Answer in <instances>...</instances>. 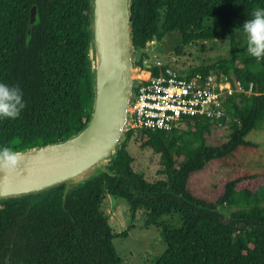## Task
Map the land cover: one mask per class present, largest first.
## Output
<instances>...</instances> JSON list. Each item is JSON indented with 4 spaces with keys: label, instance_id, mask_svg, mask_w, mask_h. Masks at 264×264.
<instances>
[{
    "label": "trees",
    "instance_id": "16d2710c",
    "mask_svg": "<svg viewBox=\"0 0 264 264\" xmlns=\"http://www.w3.org/2000/svg\"><path fill=\"white\" fill-rule=\"evenodd\" d=\"M91 3L0 0V81L19 85L27 104L19 118L0 120V146L20 152L64 141L86 127L95 95ZM257 7L264 0H132L133 45L141 53L173 33L183 47L233 39ZM32 8L36 21L30 25ZM141 54L136 65L147 57ZM199 72L246 87L253 83L254 92L229 101L222 126L187 119L181 123L186 128L169 132H126L109 173L65 198L60 186L0 201V264H122L113 240L127 233H112L102 211L106 195L125 200L133 216L145 210L146 226L162 229L166 251L153 264H264V186L252 189L264 180V168L252 170L242 161L259 148L246 137L264 126V61L240 58L231 41L228 59L189 70ZM220 127L229 134L214 145L210 140ZM135 135L141 148L160 156L164 179L149 182L135 171L127 149ZM213 163L225 173L215 201L192 189V178ZM220 207L230 211L228 217ZM175 215L178 227L161 222Z\"/></svg>",
    "mask_w": 264,
    "mask_h": 264
},
{
    "label": "water",
    "instance_id": "95a60500",
    "mask_svg": "<svg viewBox=\"0 0 264 264\" xmlns=\"http://www.w3.org/2000/svg\"><path fill=\"white\" fill-rule=\"evenodd\" d=\"M91 12L95 95L90 120L64 141L20 151L15 169H0V201L38 196L60 186H64L65 198L96 169L109 173L107 166L124 141L140 78L132 0H92ZM35 21L36 9L32 8L30 25Z\"/></svg>",
    "mask_w": 264,
    "mask_h": 264
},
{
    "label": "rangeland",
    "instance_id": "374dc122",
    "mask_svg": "<svg viewBox=\"0 0 264 264\" xmlns=\"http://www.w3.org/2000/svg\"><path fill=\"white\" fill-rule=\"evenodd\" d=\"M231 41H233L234 48L239 53L240 58L250 56L246 51V36L242 30H239L235 32L233 39L201 41L184 47L180 34L173 33L161 42H150L146 47V58L154 66L190 70L228 59L231 54ZM178 48L181 49L180 53L176 51ZM135 57L140 58V53L137 52ZM180 127L186 128L184 124ZM218 130L219 132L213 133L210 140L214 145L224 142L229 134L228 128ZM246 139L258 144L259 148L253 155H246L242 159L243 163L252 170L264 168V126L252 131ZM138 140L139 137L135 135L127 148L129 153L135 157V171L142 174L149 182L164 179V176L159 174L162 168L160 156L148 148H141V143L137 142ZM99 173V169H96L86 179H90ZM224 175V170L217 163L210 164L205 173L192 178L194 193L215 201L220 193V179ZM263 186L264 180L260 179L253 185L252 189L256 190ZM219 209L225 217L229 216L230 211L226 208L220 207ZM102 211L108 216V225L114 235L127 233L126 236L113 240L116 254L122 264H153L166 251L162 229L156 225L146 226L147 213L145 210H138L133 216L125 200L106 195ZM179 220V217L175 215L163 217L161 222H169L174 227H178L180 225Z\"/></svg>",
    "mask_w": 264,
    "mask_h": 264
},
{
    "label": "built area",
    "instance_id": "2783aa9c",
    "mask_svg": "<svg viewBox=\"0 0 264 264\" xmlns=\"http://www.w3.org/2000/svg\"><path fill=\"white\" fill-rule=\"evenodd\" d=\"M146 51L141 53L146 54ZM135 60L137 63L138 58ZM155 68L159 66L152 65L146 57L137 65L140 78L125 133L137 130L169 132L187 119L207 120L222 126L220 121L227 116L229 101L242 93L254 92L253 83L246 87L213 72L190 75L187 69L167 67L156 73Z\"/></svg>",
    "mask_w": 264,
    "mask_h": 264
},
{
    "label": "clouds",
    "instance_id": "9594fccd",
    "mask_svg": "<svg viewBox=\"0 0 264 264\" xmlns=\"http://www.w3.org/2000/svg\"><path fill=\"white\" fill-rule=\"evenodd\" d=\"M242 29L247 40V53L258 62L264 61V7L255 8ZM26 106L24 92L19 85L0 81V120L19 118ZM20 155L10 147L0 146V169H15Z\"/></svg>",
    "mask_w": 264,
    "mask_h": 264
},
{
    "label": "bare ground",
    "instance_id": "6f19581e",
    "mask_svg": "<svg viewBox=\"0 0 264 264\" xmlns=\"http://www.w3.org/2000/svg\"><path fill=\"white\" fill-rule=\"evenodd\" d=\"M88 176V175H87Z\"/></svg>",
    "mask_w": 264,
    "mask_h": 264
}]
</instances>
